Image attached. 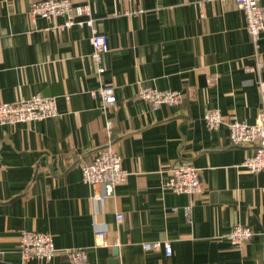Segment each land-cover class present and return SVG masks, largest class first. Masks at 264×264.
I'll list each match as a JSON object with an SVG mask.
<instances>
[{
    "label": "crops",
    "instance_id": "0c3cea01",
    "mask_svg": "<svg viewBox=\"0 0 264 264\" xmlns=\"http://www.w3.org/2000/svg\"><path fill=\"white\" fill-rule=\"evenodd\" d=\"M86 1L109 45L100 74L88 25L54 28L66 17H34L32 0H0V102L39 93L59 108L56 117L0 123V264H70V248L87 249L88 264H263L264 172L241 166L251 150L232 146L229 127L255 123L261 107L244 10L222 0H73ZM257 51L264 61V30ZM102 85L117 98L108 110L92 94ZM141 86L181 90L184 100L155 109ZM209 108L222 114L219 129L205 122ZM111 138L129 174L98 202L81 165ZM181 162L200 170V193L164 188L165 171ZM237 224L255 232L240 247L228 237ZM23 230L51 234L56 255L23 260ZM154 240L171 241L173 254L143 248Z\"/></svg>",
    "mask_w": 264,
    "mask_h": 264
},
{
    "label": "built area",
    "instance_id": "2783aa9c",
    "mask_svg": "<svg viewBox=\"0 0 264 264\" xmlns=\"http://www.w3.org/2000/svg\"><path fill=\"white\" fill-rule=\"evenodd\" d=\"M234 1L242 8L246 15L247 28L253 38L257 70L259 72L258 88L261 94V107L255 123L234 120L229 123L232 146L250 148L251 153L243 160L241 166L250 172H264V61L260 58L259 38L264 30V5L262 0H222ZM31 15L46 19H55L65 16L64 23L55 24L54 28H66L77 25H88L91 28L90 42L93 46L92 59L98 65V73L104 71L102 65L104 55L109 51V45L105 34L100 32L96 19L93 17L90 2L75 4L73 0H32ZM85 17L77 19L78 17ZM252 70V68H247ZM95 96L99 94L102 99V108L108 110L116 105L117 98L113 86L102 85L98 90L92 91ZM140 98L150 103L153 108H159L162 104L170 106L179 105L184 100V93L176 89H159L151 86H141L138 91ZM59 108L56 96H44L33 94L30 98H23L14 102H0V123L17 124L56 117ZM207 126L211 129H219L224 123L221 112L216 108H209L204 114ZM113 123L111 119L106 121L107 133L111 134ZM82 180L92 189V198L103 202L112 196L116 187L128 177V171L122 166V155L118 151L116 142L111 138L99 149L95 158L83 163ZM164 188L176 193H188L191 195L203 190L200 170L192 164L181 162L171 165L163 177ZM118 221L123 219V214H117ZM255 235L254 230L247 225H235L228 237L235 246H242L249 242ZM97 238L101 245H108L106 232L100 230ZM145 250L164 251L167 256L173 254L172 243L169 240L145 241L142 243ZM57 247L51 234L37 230H23L20 235V252L23 260L33 257L50 260L57 253ZM66 255L70 264H88V250L85 248L66 249ZM264 264V243L262 248Z\"/></svg>",
    "mask_w": 264,
    "mask_h": 264
}]
</instances>
